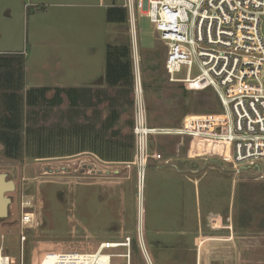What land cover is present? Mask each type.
Masks as SVG:
<instances>
[{"label":"rangeland","instance_id":"rangeland-1","mask_svg":"<svg viewBox=\"0 0 264 264\" xmlns=\"http://www.w3.org/2000/svg\"><path fill=\"white\" fill-rule=\"evenodd\" d=\"M123 3L124 0H0V53L25 54L24 90L80 87L102 79L109 45L120 48L127 44L133 77L140 81L146 110L151 107L147 111L148 124L177 126L181 120L177 123L169 108L176 105L175 88L182 84L166 78L165 46L154 25L138 8L134 11V29L128 19L125 23L107 20V10L123 7ZM110 96L117 97L116 91L110 90ZM129 97L132 99V94ZM184 103L187 114L219 110L208 88L188 89ZM66 109V101L60 108L42 109L46 115L38 116L36 126L51 127ZM86 113L90 115V111ZM132 119L133 105L121 112L115 127L122 132L132 130L127 125ZM217 119L215 115L203 119L186 117L185 121L194 128L211 129ZM223 151L219 142L205 138L151 136L141 188L137 186L135 167L102 160L89 151L35 157L27 154L26 145L18 159L0 155V172L15 184L14 190L5 192L11 199L7 223H12V243H4L0 256L8 257L9 264H49L58 252H92L101 242L122 241L129 236V264H145L139 238L156 264L153 255L162 256L164 252L156 253L152 248L154 218L155 225L168 227L175 225L173 213L177 210L184 211L188 220L195 210L221 213L231 207L236 221L239 215L241 235L247 239L235 259L231 258L232 264H264V174L250 168L235 173L230 164L220 160ZM189 159H195L201 167L193 173L187 167L174 170L177 160ZM191 174L199 177L195 186L183 179ZM96 180L102 181L103 188L94 185ZM25 201L30 206L23 208ZM22 210L32 211L39 225L27 233L21 251L18 229ZM165 233L157 237L169 240L171 236ZM188 239L186 245L191 244L192 239ZM109 252L114 255L111 264H126L125 257L116 256L127 253L124 247ZM188 260L193 264L192 255Z\"/></svg>","mask_w":264,"mask_h":264},{"label":"built area","instance_id":"built-area-1","mask_svg":"<svg viewBox=\"0 0 264 264\" xmlns=\"http://www.w3.org/2000/svg\"><path fill=\"white\" fill-rule=\"evenodd\" d=\"M123 7L132 29L136 8L154 25L165 46L163 68L168 81L190 90L208 88L219 108L218 113L187 114L174 127L150 126L140 81L134 79L133 157L124 163L136 168L138 188L144 181L150 138L161 134L219 142L224 149L220 160L235 173L250 168L264 174V0H124ZM215 115L219 119L211 129L194 128L185 121ZM38 225L32 211L22 210L21 251L27 233ZM119 247L127 253L116 256L129 264V236L101 242L92 252H58L49 264H111L114 255L109 250ZM139 248L145 264H153L140 238Z\"/></svg>","mask_w":264,"mask_h":264},{"label":"trees","instance_id":"trees-1","mask_svg":"<svg viewBox=\"0 0 264 264\" xmlns=\"http://www.w3.org/2000/svg\"><path fill=\"white\" fill-rule=\"evenodd\" d=\"M107 20L125 23L126 8H109ZM108 49L102 81L95 86L33 87L27 90H24L25 54L0 53V155L18 159L27 145V154L35 157L89 151L105 161H131L132 130L122 132L115 127L121 112L133 105L134 77L130 49L127 44L120 48L109 45ZM145 87L148 89L147 85ZM175 89L178 91L177 103L169 109L176 115L178 123L188 112L184 103L188 89L183 85ZM110 90H115L117 97L110 96ZM64 101L67 109L61 111L58 123L51 127L36 126L38 116L46 115L42 109L60 108ZM150 108L147 107V111ZM212 113H218L217 108L197 110L196 114ZM127 125L132 128L133 119Z\"/></svg>","mask_w":264,"mask_h":264},{"label":"crops","instance_id":"crops-1","mask_svg":"<svg viewBox=\"0 0 264 264\" xmlns=\"http://www.w3.org/2000/svg\"><path fill=\"white\" fill-rule=\"evenodd\" d=\"M98 82L92 81L87 83L88 85L95 86ZM191 154L194 155L195 151H192ZM212 160L220 164L219 160ZM108 167L113 168L112 166ZM174 167L176 168L173 169L177 172H179L178 168L187 167L193 173L201 167V164L195 159L182 162L177 160ZM114 177L110 178V180L112 181ZM198 178L192 176V174L183 177L186 183H193L194 186ZM101 184L102 181L100 180L94 182L95 186L103 188ZM121 191H123L122 188ZM237 213L239 214V212ZM173 214L175 225L168 227L155 225L154 218V226L152 227L154 237L151 240L152 248L156 253L164 252L162 256L153 255L156 264H188V256L191 255L193 257V264H232L231 258L235 259L243 244V240H247L243 239L241 235L242 224L238 222L239 215L236 221V214L231 207H228L221 213L212 210L204 212L195 210L189 215L188 220H186L187 214L182 210H177ZM166 217L167 215H165ZM163 231L167 232L165 233L166 235L171 236L169 240L161 241L157 237ZM189 237L192 239L191 244L186 245L185 241H188ZM145 249L149 253L148 248L145 247Z\"/></svg>","mask_w":264,"mask_h":264},{"label":"water","instance_id":"water-1","mask_svg":"<svg viewBox=\"0 0 264 264\" xmlns=\"http://www.w3.org/2000/svg\"><path fill=\"white\" fill-rule=\"evenodd\" d=\"M262 34L264 36V17L262 23ZM263 81H264V70H263ZM259 170L260 167H255ZM7 174L0 172V216H5L7 214V208L10 203V198L5 195V192L14 190L15 184L13 180L7 179Z\"/></svg>","mask_w":264,"mask_h":264},{"label":"flooded vegetation","instance_id":"flooded-vegetation-1","mask_svg":"<svg viewBox=\"0 0 264 264\" xmlns=\"http://www.w3.org/2000/svg\"><path fill=\"white\" fill-rule=\"evenodd\" d=\"M10 202H11V199H10ZM8 220L9 219H8V208H7V214L5 216H0V246H1L0 247V253L2 252L1 250L3 249L4 243H6V244L9 243V245H11V243H12L10 241L11 237L13 235L12 223L8 224L7 223ZM7 259L9 261L8 257H7ZM8 261L6 262V264H9ZM10 261L13 262L14 260L10 259Z\"/></svg>","mask_w":264,"mask_h":264},{"label":"bare ground","instance_id":"bare-ground-1","mask_svg":"<svg viewBox=\"0 0 264 264\" xmlns=\"http://www.w3.org/2000/svg\"><path fill=\"white\" fill-rule=\"evenodd\" d=\"M137 59V58H136ZM141 226V225H140ZM140 229V228H139ZM140 232H141V230H140ZM141 239V238H140ZM61 254H65V253H61ZM102 259H105V257H101ZM6 258H3V257H1L0 256V264H6Z\"/></svg>","mask_w":264,"mask_h":264}]
</instances>
